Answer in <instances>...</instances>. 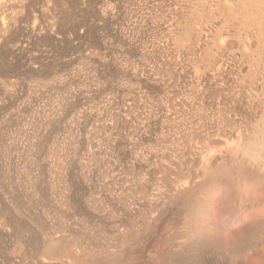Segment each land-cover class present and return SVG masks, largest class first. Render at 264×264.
I'll list each match as a JSON object with an SVG mask.
<instances>
[{
    "label": "rangeland",
    "instance_id": "rangeland-1",
    "mask_svg": "<svg viewBox=\"0 0 264 264\" xmlns=\"http://www.w3.org/2000/svg\"><path fill=\"white\" fill-rule=\"evenodd\" d=\"M0 43V264H240L236 240L216 255L190 229L182 247L200 197L178 174L241 125L199 85L264 77V0H0ZM258 234L245 251L264 255Z\"/></svg>",
    "mask_w": 264,
    "mask_h": 264
},
{
    "label": "bare ground",
    "instance_id": "bare-ground-1",
    "mask_svg": "<svg viewBox=\"0 0 264 264\" xmlns=\"http://www.w3.org/2000/svg\"><path fill=\"white\" fill-rule=\"evenodd\" d=\"M201 86L205 87L207 91L203 97H207L214 104L223 105L227 109L231 105L237 107L241 113L234 120L241 125L210 140V142L212 141L211 144H214L211 151L207 147L199 149L194 154L193 165H189V160H184L183 163L187 172L182 170L181 173L179 172L180 176L178 174L179 180H186L185 187L180 191V196L185 204L190 205L194 201L193 195L197 194L200 201L197 202L196 213L200 216L195 219V222L191 221L189 228L181 232L180 243L182 247L190 243L192 239L190 229H197L206 237L212 238L216 245L224 248L230 247L247 226L257 228L260 225L258 215L263 211L264 196L257 194V192L263 189L264 183L257 179L250 181V178L245 183H241L239 177L248 178V174L251 172V169H248L250 164L264 168V77L249 82L228 85L209 83L199 85L200 88H202ZM204 145L206 146V143ZM217 151H220L219 159L217 158ZM172 164L173 161L169 157L167 166L169 176L172 174ZM254 170L253 174L257 172V169ZM211 174L216 175V177H211ZM224 174L231 178L229 180L224 179ZM169 186L173 187V181L170 180ZM218 188L225 189V200L231 205L230 218L236 222L234 223L236 228L229 235L217 233L215 224L211 220L210 205L217 196ZM171 209L169 207L168 211L170 212ZM167 218L171 219V215ZM193 242L196 243L195 240ZM254 243L251 250L243 253L231 251L233 252L231 256L240 260V264H249V258L253 255L264 263V255L259 252V245ZM68 250L67 246H62L58 251L62 255H67ZM187 250L184 249L183 252ZM226 254V251H220L219 255Z\"/></svg>",
    "mask_w": 264,
    "mask_h": 264
},
{
    "label": "crops",
    "instance_id": "crops-1",
    "mask_svg": "<svg viewBox=\"0 0 264 264\" xmlns=\"http://www.w3.org/2000/svg\"><path fill=\"white\" fill-rule=\"evenodd\" d=\"M258 218H259V220L258 221H260V225L255 229V228H251V227H249V228H247L246 230H244L242 233H241V236L240 237H238V238H236L235 240V244H234V246L232 247V249L233 250H235V251H237V252H245V244L247 243V242H249L250 241V238L251 237H253V238H255V236H254V233L255 232H257V233H259L258 235H257V237H258V242H259V244L261 243V241H264V218H262V217H260V215H258ZM216 227V226H215ZM236 227V226H235ZM234 229V228H233ZM233 229H231V231L233 230ZM216 231H217V233H221V232H219L218 230H217V228H216ZM230 231V232H231ZM229 233V232H228ZM251 234H253V236L251 235ZM199 237H201V236H199ZM210 241L213 243V245H211V252H213V253H215L216 255H219L218 253L220 252V251H222L223 250V247L221 246H218V245H216L215 243H214V240L211 238L210 239ZM262 245H264L263 243H261ZM192 245V244H191ZM247 251V250H246ZM222 256H226V255H222ZM228 257V256H227ZM228 258H231V257H228ZM232 259H234V258H232ZM237 261V260H236ZM240 260H238L237 262H239Z\"/></svg>",
    "mask_w": 264,
    "mask_h": 264
}]
</instances>
